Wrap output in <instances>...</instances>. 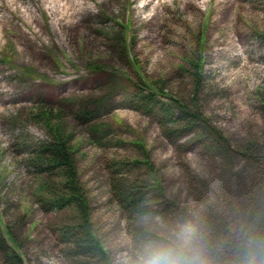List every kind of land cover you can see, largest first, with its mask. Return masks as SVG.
<instances>
[{
	"label": "rangeland",
	"instance_id": "374dc122",
	"mask_svg": "<svg viewBox=\"0 0 264 264\" xmlns=\"http://www.w3.org/2000/svg\"><path fill=\"white\" fill-rule=\"evenodd\" d=\"M148 1L0 0V264H69L62 232L76 231L81 217L51 208L39 186L47 175L38 151L54 132L75 151L110 264H125L137 241L113 195L110 161L142 179L147 154L155 165L163 191L147 192L144 229L200 214L186 166L213 198L228 197L226 213H242L255 167L234 151L215 159L208 141L217 132L240 149L264 131V0ZM182 102L200 116L177 147L160 111L176 117ZM224 160L232 168L222 177Z\"/></svg>",
	"mask_w": 264,
	"mask_h": 264
},
{
	"label": "trees",
	"instance_id": "16d2710c",
	"mask_svg": "<svg viewBox=\"0 0 264 264\" xmlns=\"http://www.w3.org/2000/svg\"><path fill=\"white\" fill-rule=\"evenodd\" d=\"M192 62L195 67L199 66L198 62ZM200 77L201 73L196 71L197 85ZM153 94L154 92L150 96H153ZM258 99L264 121V94H258ZM183 104L182 102L179 111L176 112V117L171 109L162 107V111H160L162 133L169 142L177 147H180L181 138L196 128L200 116L198 111L195 112L190 106H184ZM146 105H148V108L151 107L149 102ZM47 114L46 112L45 115ZM46 122V125L49 126V120H46ZM53 136V143L43 145L38 151V162L47 175L40 181L39 186L47 196L46 204L48 203L51 208L57 211L65 208L72 209L81 217V223L76 227V231L65 228L62 232L63 236L68 237L66 256L69 264H110L105 246L96 233L92 231L88 218L89 205L84 197L83 187L78 178L75 151L73 148L70 149L61 139L62 135L60 133L55 134L54 132ZM213 136H215V139H209L208 147L215 153V159L223 152L226 153L225 156L228 155L225 158L227 161L229 158L231 159L233 151L238 152L255 167L256 171L253 180L249 182L246 191H244L245 204L241 208L242 213L234 215L225 211L226 205L224 204L225 201H228V197L218 195L213 198L208 183L199 176H195L188 166L185 167L189 191L202 206L199 216L209 234L218 237L225 235L232 225L246 220L251 215L259 214L264 217V131L260 133L259 138L251 137L247 139L240 149H236L229 139L217 132ZM226 161L221 166L223 170L222 177L227 175L226 173L230 172V168H232L231 161ZM137 162L139 161L136 160L134 163ZM126 164L116 161L109 162V168L111 169L110 182L113 195L119 207L125 213L129 225L133 228V238L137 240L141 232L145 230L141 226L140 220L145 219L146 216L152 213L146 194L152 188L162 192L163 187L159 180L158 171L148 154L145 156L144 164L150 172V179L133 176L128 172L130 170H126ZM7 231L9 237L16 243L11 231L8 228ZM3 245L2 251L5 255H10L21 262L20 257L12 252L8 244L3 243Z\"/></svg>",
	"mask_w": 264,
	"mask_h": 264
},
{
	"label": "clouds",
	"instance_id": "9594fccd",
	"mask_svg": "<svg viewBox=\"0 0 264 264\" xmlns=\"http://www.w3.org/2000/svg\"><path fill=\"white\" fill-rule=\"evenodd\" d=\"M125 264H264V217L251 215L218 237L197 213L163 228L149 225Z\"/></svg>",
	"mask_w": 264,
	"mask_h": 264
},
{
	"label": "bare ground",
	"instance_id": "6f19581e",
	"mask_svg": "<svg viewBox=\"0 0 264 264\" xmlns=\"http://www.w3.org/2000/svg\"><path fill=\"white\" fill-rule=\"evenodd\" d=\"M12 1H14V0H12ZM35 1H43V2H45V0H35ZM160 1H162V0H160ZM151 3H152V1L149 0L147 3H145V6H148V5H150ZM49 9H50V11L52 12L53 15L56 14L54 9H52V8H49Z\"/></svg>",
	"mask_w": 264,
	"mask_h": 264
}]
</instances>
